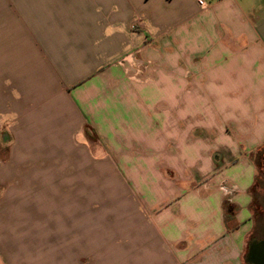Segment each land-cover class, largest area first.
<instances>
[{
    "label": "crops",
    "instance_id": "crops-1",
    "mask_svg": "<svg viewBox=\"0 0 264 264\" xmlns=\"http://www.w3.org/2000/svg\"><path fill=\"white\" fill-rule=\"evenodd\" d=\"M204 1L0 0V264L247 263L264 0Z\"/></svg>",
    "mask_w": 264,
    "mask_h": 264
},
{
    "label": "rangeland",
    "instance_id": "rangeland-1",
    "mask_svg": "<svg viewBox=\"0 0 264 264\" xmlns=\"http://www.w3.org/2000/svg\"><path fill=\"white\" fill-rule=\"evenodd\" d=\"M258 177L255 186V200L253 204V212L258 222L264 224V159L259 156L258 159Z\"/></svg>",
    "mask_w": 264,
    "mask_h": 264
},
{
    "label": "water",
    "instance_id": "water-1",
    "mask_svg": "<svg viewBox=\"0 0 264 264\" xmlns=\"http://www.w3.org/2000/svg\"><path fill=\"white\" fill-rule=\"evenodd\" d=\"M246 262L248 264H264V237L249 245Z\"/></svg>",
    "mask_w": 264,
    "mask_h": 264
},
{
    "label": "trees",
    "instance_id": "trees-1",
    "mask_svg": "<svg viewBox=\"0 0 264 264\" xmlns=\"http://www.w3.org/2000/svg\"><path fill=\"white\" fill-rule=\"evenodd\" d=\"M253 194L255 196L254 190H253ZM230 210H232V209H230ZM231 221H232V219H229V222H231ZM237 228H238V225L237 224H234V223L229 224V230L233 231V230H235ZM246 264H248V263H246Z\"/></svg>",
    "mask_w": 264,
    "mask_h": 264
},
{
    "label": "built area",
    "instance_id": "built-area-1",
    "mask_svg": "<svg viewBox=\"0 0 264 264\" xmlns=\"http://www.w3.org/2000/svg\"><path fill=\"white\" fill-rule=\"evenodd\" d=\"M198 3L202 6V7H206V3L204 0H198Z\"/></svg>",
    "mask_w": 264,
    "mask_h": 264
}]
</instances>
